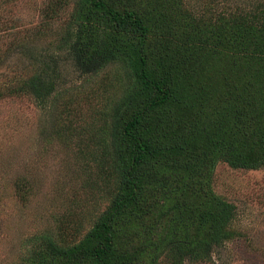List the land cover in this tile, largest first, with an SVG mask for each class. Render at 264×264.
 <instances>
[{
    "label": "trees",
    "instance_id": "16d2710c",
    "mask_svg": "<svg viewBox=\"0 0 264 264\" xmlns=\"http://www.w3.org/2000/svg\"><path fill=\"white\" fill-rule=\"evenodd\" d=\"M68 23L62 51L76 69L118 75L103 124L77 148L101 156L98 175L114 186L87 232L44 238L20 264L209 261L237 236L234 206L211 189L213 165L264 167V5L196 12L184 0H76ZM20 40L0 60L29 43ZM28 65L0 77V94L43 102L56 93V64Z\"/></svg>",
    "mask_w": 264,
    "mask_h": 264
},
{
    "label": "rangeland",
    "instance_id": "374dc122",
    "mask_svg": "<svg viewBox=\"0 0 264 264\" xmlns=\"http://www.w3.org/2000/svg\"><path fill=\"white\" fill-rule=\"evenodd\" d=\"M75 1L0 0V52L17 39V45L29 41L3 56L0 77L24 76L38 56L56 64L61 76L56 93L43 102L0 94V264H20L44 238L87 232L109 203L103 191L114 186L110 173L98 175L101 156L77 152L103 124L120 87L113 67L86 76L67 47L62 51ZM184 1L196 12L208 3L222 11L264 5V0ZM210 186L234 206L237 236L215 246L203 264H264V167L233 169L218 159Z\"/></svg>",
    "mask_w": 264,
    "mask_h": 264
}]
</instances>
